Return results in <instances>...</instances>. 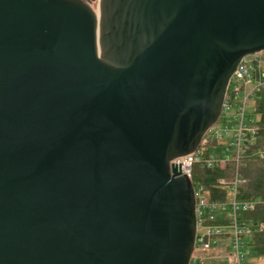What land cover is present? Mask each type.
Returning a JSON list of instances; mask_svg holds the SVG:
<instances>
[{
  "label": "water",
  "instance_id": "95a60500",
  "mask_svg": "<svg viewBox=\"0 0 264 264\" xmlns=\"http://www.w3.org/2000/svg\"><path fill=\"white\" fill-rule=\"evenodd\" d=\"M264 51V0H0V264H189L180 162Z\"/></svg>",
  "mask_w": 264,
  "mask_h": 264
},
{
  "label": "built area",
  "instance_id": "2783aa9c",
  "mask_svg": "<svg viewBox=\"0 0 264 264\" xmlns=\"http://www.w3.org/2000/svg\"><path fill=\"white\" fill-rule=\"evenodd\" d=\"M249 56L241 59L230 78L219 118L204 132L198 148L176 156L168 163L171 170L172 163L180 162L182 173L193 187L196 226L189 264H205L206 261L216 259L217 255H206L203 252L221 241L227 242L229 247L226 255L228 264H248L245 259L250 255L248 247L251 246V232L264 229V220L253 222L243 217L246 212L264 209V197H239V186L244 180L239 176L237 168L246 148L252 145L255 134V119L251 115L252 102L258 90L264 88V68L259 65L258 60L255 68L252 62L257 58ZM221 115L227 116L222 127L219 123ZM254 154L261 157L263 149L256 150ZM228 162L235 163L233 175L217 180L228 192L225 199L213 200L210 190L202 181L192 182L194 165L223 169Z\"/></svg>",
  "mask_w": 264,
  "mask_h": 264
},
{
  "label": "trees",
  "instance_id": "16d2710c",
  "mask_svg": "<svg viewBox=\"0 0 264 264\" xmlns=\"http://www.w3.org/2000/svg\"><path fill=\"white\" fill-rule=\"evenodd\" d=\"M253 66L257 68L258 61L254 59ZM254 117L255 134L252 145L245 150L237 171L244 182L239 186V197L262 196L264 197V88L258 90L252 102V113ZM263 149V155L254 154L256 150ZM235 171V163L228 162L226 167L205 168L194 165L192 182L200 180L210 190L211 198L225 199L228 192L225 187L218 184V178H230ZM243 217L253 220H264V209L254 212H246ZM254 224V223H253ZM250 244L254 246L258 256H264V229L253 230L250 235ZM264 264V263H248Z\"/></svg>",
  "mask_w": 264,
  "mask_h": 264
},
{
  "label": "rangeland",
  "instance_id": "374dc122",
  "mask_svg": "<svg viewBox=\"0 0 264 264\" xmlns=\"http://www.w3.org/2000/svg\"><path fill=\"white\" fill-rule=\"evenodd\" d=\"M92 8L98 13V0H87ZM249 57H256L259 61V65L264 68V51L258 52ZM251 104V101H249ZM227 119L226 115H221L219 119L220 126L222 127V122ZM250 255L245 259L246 263H264V256H258L256 254L255 248L253 245L248 247ZM206 255H217L218 257L212 261H206L205 264H228L226 255L229 253V247L227 242L221 241L216 245H212L208 250L204 251Z\"/></svg>",
  "mask_w": 264,
  "mask_h": 264
}]
</instances>
